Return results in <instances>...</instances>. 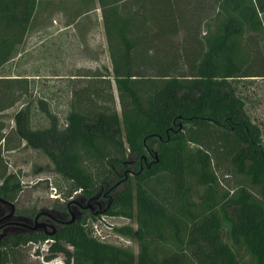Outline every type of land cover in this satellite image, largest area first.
Masks as SVG:
<instances>
[{
    "label": "trees",
    "instance_id": "obj_1",
    "mask_svg": "<svg viewBox=\"0 0 264 264\" xmlns=\"http://www.w3.org/2000/svg\"><path fill=\"white\" fill-rule=\"evenodd\" d=\"M41 1L52 0H0V71L18 55ZM69 1L78 18L101 10L112 69L82 75L89 79L64 126L38 99L49 125L32 127L27 104L15 130L49 157L67 197L100 195L104 209L69 222L70 199L55 203L57 232L8 235L1 264H27L28 244L49 239L47 262L63 254L66 264H264V139L239 92L241 80L264 77V0ZM13 82L23 81L0 79V112L19 98L7 90ZM188 144L208 186L200 200L188 189ZM22 188L2 166L0 197L15 200ZM102 215L136 222L115 230L136 239L137 253L91 234L88 222Z\"/></svg>",
    "mask_w": 264,
    "mask_h": 264
},
{
    "label": "rangeland",
    "instance_id": "obj_2",
    "mask_svg": "<svg viewBox=\"0 0 264 264\" xmlns=\"http://www.w3.org/2000/svg\"><path fill=\"white\" fill-rule=\"evenodd\" d=\"M88 5L91 8L94 6L92 3ZM83 12L81 10V17L78 23L81 26L86 25V29L81 30V40L78 31L77 37L74 39L75 45L79 48V57L74 50L70 56L66 55L64 57L65 63L60 66L61 73L58 78L42 76L39 79H20L23 81L21 83L24 85V89L26 88L25 92L18 89V86L22 85L21 83L13 82L10 89L14 88L16 91L15 95L19 98L12 106L0 112V122L4 126V129L0 130V168L6 166L9 172H16L19 175L23 188L14 201L21 208H26L30 211L53 209L55 203L62 202L68 198L71 199L75 196V192L71 197H67L66 195L69 193L68 183L52 170V162L49 157L40 150L26 146L25 142L19 139L15 130L14 116L16 112L29 104L31 105V126L34 128L47 126L50 120L37 103L38 99H45L48 101L51 110L57 114L60 124L64 126L66 117L71 109V100L75 98L76 89L82 90L86 80L89 79L78 77L76 73L77 65H89L95 68H103V70L104 67L112 68L101 10H91L86 15ZM56 17L57 15H53L52 19L46 22H53ZM66 20L64 16L63 19L58 18L55 22L64 23ZM31 51H35L37 58L43 49L35 46ZM86 57L91 60L94 59V61L90 62V64L82 63L84 60L85 62L87 61ZM76 60L80 63H76ZM31 63L33 61L26 68L24 67L27 72H29V69H35L34 64ZM104 84L106 82L102 83V85ZM3 85L5 84H0V94H3ZM112 92L116 100V107L121 111L119 95L114 80ZM239 92L245 97L247 112L252 120L259 125L264 139V77H251L241 80ZM99 104L108 105V103L104 102ZM84 105L94 108L95 103L86 102ZM196 148L195 144H188L187 154L189 161L193 164V170L191 169L188 173L187 181L190 197L200 200L208 191V186L200 181L198 164L195 163ZM95 222L98 223L97 230L93 225ZM124 225H131L134 229L137 228V224L133 220L106 215L101 217L100 220H90L87 227L91 234L99 240L127 247L137 253L138 242L136 239L121 235L115 230L117 227ZM51 243L52 239L45 240L39 244H28L26 249L31 254L32 259L27 264H51L44 259V255L48 254V248ZM37 251L41 255H36ZM59 257L60 262L62 261V264H66L64 255L59 254L57 258ZM55 262L59 263L58 260Z\"/></svg>",
    "mask_w": 264,
    "mask_h": 264
},
{
    "label": "crops",
    "instance_id": "obj_3",
    "mask_svg": "<svg viewBox=\"0 0 264 264\" xmlns=\"http://www.w3.org/2000/svg\"><path fill=\"white\" fill-rule=\"evenodd\" d=\"M77 10L78 4L74 3L73 1H41L38 5L37 15L28 28L25 40L18 46V55L1 68L0 79H6L9 81L20 79L31 80L32 78L39 79L42 76L58 78V75L61 73L60 66L65 63L64 57L66 55L70 56L73 53V50L79 57V48L77 45H75L74 39L77 37L78 31V35L81 40L82 36H80V33L81 30L86 29V25L81 26L78 23L80 18L77 17ZM53 15H57V17L60 19H63L65 16L67 20L64 23H58L55 22V20L58 19L56 17L53 21L55 23L46 22L47 20L50 21ZM87 31L89 30L87 29ZM35 46L43 49V51H40L39 57L37 58L35 51H31L35 48ZM66 52L68 53L66 54ZM86 60V62L84 60L82 63L90 64V62L94 61V59L91 60L87 57ZM32 61L33 63L31 64H34L35 69H29V72H27V69L25 70V68ZM75 62L80 63L78 60ZM76 69L78 77L83 78L85 77L82 76L83 74H86L90 69L94 70L96 68L89 65L80 66V64H78ZM3 90L4 88L2 91ZM7 90L13 95L16 94L14 88H7ZM56 259L59 261L58 264L63 263L62 261L60 262V257ZM52 261L55 262V260ZM51 264H53V262H51Z\"/></svg>",
    "mask_w": 264,
    "mask_h": 264
},
{
    "label": "flooded vegetation",
    "instance_id": "obj_4",
    "mask_svg": "<svg viewBox=\"0 0 264 264\" xmlns=\"http://www.w3.org/2000/svg\"><path fill=\"white\" fill-rule=\"evenodd\" d=\"M3 199L0 198V243L8 235L22 233L43 232L52 236L63 224V221L57 218L56 213L52 210H44L49 212L50 215L40 214L43 210L30 211L29 209L21 208L14 200ZM68 207L72 219L73 212L76 218L87 212L98 213L104 209V201L100 195L93 197L89 201L79 200L76 196H73L68 203ZM52 225L55 227H52ZM53 230L56 232L51 234Z\"/></svg>",
    "mask_w": 264,
    "mask_h": 264
},
{
    "label": "water",
    "instance_id": "obj_5",
    "mask_svg": "<svg viewBox=\"0 0 264 264\" xmlns=\"http://www.w3.org/2000/svg\"><path fill=\"white\" fill-rule=\"evenodd\" d=\"M1 198V197H0ZM1 199H3V198H1ZM4 200V199H3ZM7 201V200H6ZM40 214H49L50 215V213L49 212H47V211H42ZM39 214V215H40ZM76 220V217H75V213L73 212L72 213V219L69 221V222H73V221H75ZM45 225V224H44ZM46 226V225H45ZM52 227H55L54 225H52ZM56 231L55 230H53L52 231V233L51 234H54ZM0 264H1V247H0Z\"/></svg>",
    "mask_w": 264,
    "mask_h": 264
},
{
    "label": "built area",
    "instance_id": "obj_6",
    "mask_svg": "<svg viewBox=\"0 0 264 264\" xmlns=\"http://www.w3.org/2000/svg\"><path fill=\"white\" fill-rule=\"evenodd\" d=\"M103 216H104V215H103ZM103 216H101V217H103ZM101 217H100V218H101ZM100 218H98L97 220H100ZM93 221H95V220H93ZM88 224H89V222H88ZM93 225H94L95 228H96V227L98 228V223L95 222ZM87 226H88V225H87ZM97 228H96V230H97ZM38 244H39V243H38ZM55 261H56V260H55ZM51 262H53V264H58V263H56V262H54V261H51ZM51 262H49V263H51Z\"/></svg>",
    "mask_w": 264,
    "mask_h": 264
}]
</instances>
